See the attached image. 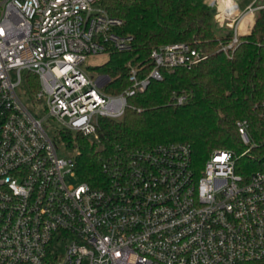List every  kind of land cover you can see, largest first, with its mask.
I'll list each match as a JSON object with an SVG mask.
<instances>
[{
	"label": "built area",
	"instance_id": "2783aa9c",
	"mask_svg": "<svg viewBox=\"0 0 264 264\" xmlns=\"http://www.w3.org/2000/svg\"><path fill=\"white\" fill-rule=\"evenodd\" d=\"M105 1L0 0V264L264 262V162L249 171L241 161L256 145L247 120L237 122L247 145L239 154L215 149L199 164L187 143H158L104 163L107 178L97 186L79 180L74 154H59L46 118L59 121L62 134L99 141L100 119L122 118L129 98L162 69L207 58L186 42L155 47L148 73L129 61L130 85L105 90L110 77L86 70L88 56L133 43ZM207 2L233 30L221 43L226 53L239 44L246 16L264 9V0ZM23 84L45 104V117L27 107ZM172 99L188 98L174 91Z\"/></svg>",
	"mask_w": 264,
	"mask_h": 264
},
{
	"label": "trees",
	"instance_id": "16d2710c",
	"mask_svg": "<svg viewBox=\"0 0 264 264\" xmlns=\"http://www.w3.org/2000/svg\"><path fill=\"white\" fill-rule=\"evenodd\" d=\"M106 8L123 20L119 30L133 36L130 49L111 50L108 60L94 69L110 81L105 90L119 93L130 85L128 63L153 64V48L186 42L207 54L188 69H162L161 79H151L143 93L129 98L130 106L120 119L103 117L99 141L72 132L63 134L74 150L80 181L94 186L107 178L104 163L119 161L136 149L182 141L202 164L215 149L243 152L237 122L247 120L248 134L256 143L242 158L247 170L264 162V9L258 11L251 31L242 35L234 51L221 50L233 30L221 26L207 0H107ZM39 86L33 76V90ZM187 101L176 104L173 92ZM140 109V110H139ZM246 264H264L246 263Z\"/></svg>",
	"mask_w": 264,
	"mask_h": 264
},
{
	"label": "rangeland",
	"instance_id": "374dc122",
	"mask_svg": "<svg viewBox=\"0 0 264 264\" xmlns=\"http://www.w3.org/2000/svg\"><path fill=\"white\" fill-rule=\"evenodd\" d=\"M251 0H243L242 5L244 6L246 3L250 2ZM109 55L107 54H99V55H89L85 64L84 68L92 74H97L96 70L94 69L96 66L105 63L108 60ZM18 92L21 95L23 101L30 109L38 117H45L47 115V110L45 109V104L40 102L39 100L35 99L31 93V90L26 85H22L18 88ZM47 127L49 134L55 139L59 146V154L61 156H69L70 154L75 155V151L68 145L66 140L63 137V134L60 132V128L62 124L59 121H55L52 118H46L44 121ZM69 182H75L74 178H67Z\"/></svg>",
	"mask_w": 264,
	"mask_h": 264
},
{
	"label": "crops",
	"instance_id": "0c3cea01",
	"mask_svg": "<svg viewBox=\"0 0 264 264\" xmlns=\"http://www.w3.org/2000/svg\"><path fill=\"white\" fill-rule=\"evenodd\" d=\"M241 1V4H242V1L243 0H240ZM258 13V12H257ZM257 13L256 14H254V15H248V16H246V18L243 20V22H242V24H241V26H240V33L242 34V35H245V34H248L250 31H251V29H252V27H253V25H254V22H255V20H256V16H257Z\"/></svg>",
	"mask_w": 264,
	"mask_h": 264
},
{
	"label": "water",
	"instance_id": "95a60500",
	"mask_svg": "<svg viewBox=\"0 0 264 264\" xmlns=\"http://www.w3.org/2000/svg\"><path fill=\"white\" fill-rule=\"evenodd\" d=\"M216 10L215 9H213V12H215Z\"/></svg>",
	"mask_w": 264,
	"mask_h": 264
}]
</instances>
